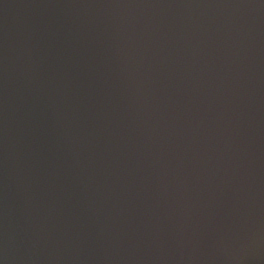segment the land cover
<instances>
[{"label": "water", "instance_id": "1", "mask_svg": "<svg viewBox=\"0 0 264 264\" xmlns=\"http://www.w3.org/2000/svg\"><path fill=\"white\" fill-rule=\"evenodd\" d=\"M0 264H264L200 0H0Z\"/></svg>", "mask_w": 264, "mask_h": 264}]
</instances>
